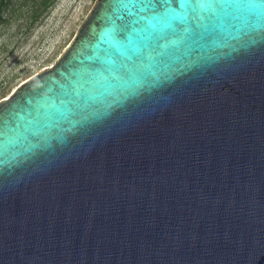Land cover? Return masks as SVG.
<instances>
[{
  "label": "water",
  "instance_id": "water-1",
  "mask_svg": "<svg viewBox=\"0 0 264 264\" xmlns=\"http://www.w3.org/2000/svg\"><path fill=\"white\" fill-rule=\"evenodd\" d=\"M0 264H264V0H96L0 100Z\"/></svg>",
  "mask_w": 264,
  "mask_h": 264
},
{
  "label": "rangeland",
  "instance_id": "rangeland-1",
  "mask_svg": "<svg viewBox=\"0 0 264 264\" xmlns=\"http://www.w3.org/2000/svg\"><path fill=\"white\" fill-rule=\"evenodd\" d=\"M41 0H18L15 12L0 25V100L22 82L53 65L75 37L96 0H55L38 20Z\"/></svg>",
  "mask_w": 264,
  "mask_h": 264
},
{
  "label": "trees",
  "instance_id": "trees-1",
  "mask_svg": "<svg viewBox=\"0 0 264 264\" xmlns=\"http://www.w3.org/2000/svg\"><path fill=\"white\" fill-rule=\"evenodd\" d=\"M17 1L18 0H0V25L6 23L9 17H11L15 12L18 11V8L16 6ZM26 1L27 0H24L22 6L26 5ZM54 2L55 0L38 1V4L43 5V9L41 11H39V8L37 10H32V14L29 16L33 17V22L38 20L41 15L48 11V9L52 6Z\"/></svg>",
  "mask_w": 264,
  "mask_h": 264
},
{
  "label": "snow or ice",
  "instance_id": "snow-or-ice-1",
  "mask_svg": "<svg viewBox=\"0 0 264 264\" xmlns=\"http://www.w3.org/2000/svg\"><path fill=\"white\" fill-rule=\"evenodd\" d=\"M111 2L112 3H122V2H125V0H111ZM133 2H136V0H133ZM197 4V6L199 5V3H196ZM197 6H193L192 7V12L194 13V14H196V15H194L193 16V18H192V22L191 23H189V20H188V18L186 17L185 19H184V23L186 24V25H188L186 28H185V31L186 32H190V31H192V24H196V21L198 20V19H201L200 17H199V15H198V12H197ZM168 26H170V25H168ZM200 25L199 24H196V27H199Z\"/></svg>",
  "mask_w": 264,
  "mask_h": 264
}]
</instances>
